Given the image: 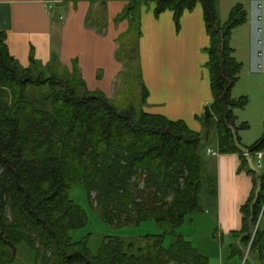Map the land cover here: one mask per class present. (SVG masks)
<instances>
[{"label":"trees","instance_id":"16d2710c","mask_svg":"<svg viewBox=\"0 0 264 264\" xmlns=\"http://www.w3.org/2000/svg\"><path fill=\"white\" fill-rule=\"evenodd\" d=\"M127 1L119 18L128 19L130 27L121 38L119 58L125 49L127 80L132 79L131 71H138L137 103L116 105L114 100H124L117 89L113 101L86 90L78 69L70 72L56 58L43 67L32 56L31 65L22 67L10 55L6 33L0 31V264H14V250L21 245L34 253V264H208L180 235L169 248L164 246L165 236L198 208L202 136L183 122L143 108L148 91L139 64L140 12L150 3L156 4V16L172 12L177 27L184 12L197 4L202 7L212 95L202 115L204 129L216 133L219 154H239V170H247L253 179L240 209L243 229L232 255L242 260L249 246L243 264H264V227L259 220L264 215V173L250 168L243 156L261 152L264 136L250 147L240 145L237 131L247 125L238 126L233 111L244 108L247 100L230 95L241 68L231 34L246 23L245 6L235 4L221 22L218 0ZM45 87L50 93L43 104L31 100V88ZM76 184L86 188L106 223L122 227L154 221L163 233L143 237L139 245L107 237L93 255L87 238L75 241L71 236L87 224L85 211L69 197ZM249 217L253 230L257 226L254 234L247 227Z\"/></svg>","mask_w":264,"mask_h":264},{"label":"crops","instance_id":"0c3cea01","mask_svg":"<svg viewBox=\"0 0 264 264\" xmlns=\"http://www.w3.org/2000/svg\"><path fill=\"white\" fill-rule=\"evenodd\" d=\"M237 3L245 6L248 17L232 31L234 57L237 49H242L257 65H263L264 0H218V19L226 21ZM127 5V0H0V31L6 33L10 55L22 67L31 65L32 56L43 67L56 58L70 72L78 69L86 90L112 100L118 78L127 71L119 58L121 38L130 27L128 19L119 18ZM155 9L156 4H146L140 12L139 64L148 91L143 108L183 122L206 144L212 138L210 145L203 146L201 160V176L205 171L214 177L206 219L214 226L213 237L229 239V257L239 256L232 255V247L239 246L237 235L243 229L240 209L253 189V179L247 170H239V154H219L216 133L204 129L202 115L212 95L206 67L209 36L202 7L197 4L184 12L178 27L172 12L156 16ZM262 152L247 157L249 167L258 168L259 173H264Z\"/></svg>","mask_w":264,"mask_h":264},{"label":"rangeland","instance_id":"374dc122","mask_svg":"<svg viewBox=\"0 0 264 264\" xmlns=\"http://www.w3.org/2000/svg\"><path fill=\"white\" fill-rule=\"evenodd\" d=\"M237 45L240 46L239 44ZM121 50L125 53L120 52V57L125 70H127L128 54L125 49L122 48ZM235 58L241 64V68L238 79L230 89V95L234 99L244 97L247 100V104L242 109L234 110L233 113L238 126L242 123H246L247 125L246 129L237 131L240 145L242 147H250L264 136V64L257 65L255 58H249L242 49H237ZM131 73V80H127L122 74L118 78L117 90H120V95L124 100L118 101L117 99L116 102L114 100L116 97L114 96L112 101L114 100L113 102L116 105L117 103L120 106L121 104L127 105L141 99L140 81L135 79V82L134 80V77L138 75V71L135 69ZM49 93L50 87L31 88L29 90V97L41 105ZM212 141V138L209 139L208 144L203 140L200 141L201 160L204 158L203 146L210 145ZM262 153L264 154V152ZM255 169L261 172L258 168ZM213 192L214 177L210 175V172L203 171L197 195L198 208L186 216L184 224L178 227L173 232L174 234L165 236L164 246L165 248H169L176 235H183L199 253L208 258L209 264H243L246 251L243 253L242 260H240L239 256L235 255L231 258L229 257V239L225 238L221 241L210 233L214 226L206 217H209L207 205L213 197ZM69 197L85 211L87 216V224L83 228L72 232L71 236L75 241L87 238L93 255L98 253L104 239L107 237L120 238L128 243L139 245L143 237L163 233L154 221L122 227L106 223L102 218L100 210L96 208V203L93 205L90 201L87 190L82 184L74 185L69 193ZM260 220L262 227L264 226V215ZM16 253L17 259L14 264H34V253L27 246L21 245L19 251H16ZM249 260L255 263L254 256H250Z\"/></svg>","mask_w":264,"mask_h":264},{"label":"built area","instance_id":"2783aa9c","mask_svg":"<svg viewBox=\"0 0 264 264\" xmlns=\"http://www.w3.org/2000/svg\"><path fill=\"white\" fill-rule=\"evenodd\" d=\"M50 8H51V6H50ZM208 153H209V154H212V155H215V154H216V153L212 152L211 150H208ZM243 156H245V157H249L250 154H249L248 152H244V153H243ZM259 156H260V155H258V157H259ZM259 220H260V218H259ZM256 227H257V226H256ZM256 227H255V228H256ZM255 228H254L253 234H254V232H255ZM252 237H253V235H252ZM248 249H249V246H248V248L246 249L244 260H245V258H246V256H247Z\"/></svg>","mask_w":264,"mask_h":264},{"label":"water","instance_id":"95a60500","mask_svg":"<svg viewBox=\"0 0 264 264\" xmlns=\"http://www.w3.org/2000/svg\"><path fill=\"white\" fill-rule=\"evenodd\" d=\"M247 227H248V229H249L250 232L253 230V227H252V217H249L248 218V220H247ZM253 231H252V233H253ZM14 254H16V250H14Z\"/></svg>","mask_w":264,"mask_h":264}]
</instances>
